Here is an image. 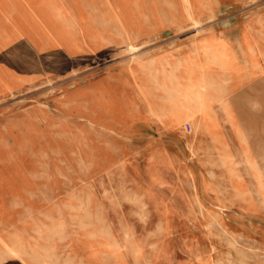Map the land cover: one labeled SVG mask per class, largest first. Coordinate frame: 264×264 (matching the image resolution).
<instances>
[{
  "label": "rangeland",
  "instance_id": "1",
  "mask_svg": "<svg viewBox=\"0 0 264 264\" xmlns=\"http://www.w3.org/2000/svg\"><path fill=\"white\" fill-rule=\"evenodd\" d=\"M88 1L0 0V165L10 156V165L58 171L66 197L48 208L45 219L37 213L4 232L0 251L23 246L38 264H264V112L242 110L237 120L258 165L255 172L243 163L240 144L229 151L231 170L215 163L216 152L193 141L196 159L175 118H152L149 110L156 128L140 123L142 134L126 142L93 130L78 117L79 105L84 111L87 101H68L66 107L67 93L89 76L101 77L106 66L133 60L130 49L141 57L157 46L126 44L135 39L125 40L124 32L129 38L134 31L117 28L125 19L119 10L134 24V0H105L110 11L105 30L100 21L88 22L93 12ZM151 1L143 0V7ZM219 10L215 22L224 28L255 22L254 42H261L264 0H225ZM190 27L164 33L158 43L182 37L196 42L202 31ZM103 41L112 45L93 44ZM176 79L187 96L193 79ZM249 98L261 101L263 95ZM122 106L103 109L104 130L123 119ZM35 107L44 109L42 119ZM107 113L113 115L111 124ZM150 139L171 142L183 157H168L166 163L174 165L168 168L160 163L162 156L152 163L144 151ZM205 183L222 189L207 190ZM10 262L25 264L17 257Z\"/></svg>",
  "mask_w": 264,
  "mask_h": 264
},
{
  "label": "crops",
  "instance_id": "2",
  "mask_svg": "<svg viewBox=\"0 0 264 264\" xmlns=\"http://www.w3.org/2000/svg\"><path fill=\"white\" fill-rule=\"evenodd\" d=\"M134 2V24L128 25L125 20L126 12L119 10V17L124 16L125 19L121 20L123 26L118 23L117 28L119 31L130 30L132 34L134 31V37L129 38L124 32L125 40L135 39L134 42L127 43L126 41V44L156 45L157 47L136 60L126 59L106 66L102 70L101 77L95 79L94 76H89L84 84L69 91L67 95L70 97L76 93L86 92L101 96L99 103L86 100L85 110L100 108L111 110L122 103H126L136 111L138 119L128 123L123 121L113 124L115 131L112 132L92 124L89 115L78 116L82 120L85 119L88 126L106 135L108 139L118 142H126L136 133L142 134L141 131H138L140 123L147 124L149 129L156 128L157 124L149 119L147 111L150 110V104L154 98L162 97L165 94L156 84L155 88L146 90L144 87L146 83L144 84V82L146 78L154 77L159 84V80L164 78V75L186 79L203 77L221 79L225 77L227 79L226 88L230 90V110L234 114V124L237 126L240 111L252 109L264 112V26L261 27L262 42L256 45L253 38V31L256 29L255 22H247L241 25L237 23L228 28H224L223 25L215 22L216 17L221 14L219 9L225 5V0H155V2L152 0L151 6L145 8L143 7V0H134ZM119 4H122L121 0H119ZM124 4H126L125 0ZM88 5L93 9L88 22L92 24L96 22L97 24L100 21L103 23V30L110 29V27L105 26V23L110 21V11H107L105 0H89ZM196 21L200 24L196 25ZM192 23L196 26L192 27ZM189 27L202 31L196 42L182 37L173 38L166 45L158 43L164 33L175 35L179 33L178 31ZM88 28L101 27L90 24ZM93 44L110 45L111 43L103 41L101 43L93 42ZM143 64H146V67H143ZM119 77L120 79H118ZM246 77H250L251 80L236 88L237 80ZM148 92L152 93V98L147 96ZM250 94L263 95L261 101L259 100L260 106L251 107L239 104L238 99L240 97L249 98ZM69 97L65 101L67 102L65 103L66 107L70 106ZM211 109L213 121L211 122L210 119L204 122L214 125L213 133L207 129L204 123L203 128L201 127L195 134H191L192 124L186 122L183 129L186 133L183 134L187 136L185 141L190 139L191 141L202 142L200 145H204V148L213 147V135H217L227 146L228 151H237L236 149L240 144L239 140L237 136L233 135L235 131L231 123L226 121L222 108L218 103H214L211 105ZM33 110L38 116L39 113H44V109L40 107H35ZM106 118L110 123L113 120V115L107 113ZM39 119L42 117L39 116ZM130 123L132 124L129 134L131 137L125 138L126 134L120 128L122 125L125 126ZM171 131L175 132L176 130L171 129ZM172 149L175 153L171 152ZM144 151L151 157L152 163L153 159L156 160L158 156L159 158L162 156L160 163L166 162V157L169 155L175 154L183 157L178 147L168 141L156 143L154 139H150ZM62 184L60 172L47 171L44 166L10 165V156H6L5 164L0 165V236H3L4 232L10 233V229L14 228L16 223L31 221L37 213L42 219H45L49 207L62 205L66 199ZM13 257H17L25 264H38L39 262L33 252L25 247L15 245L12 248L8 245L7 250L2 249L0 251V264H12L10 259Z\"/></svg>",
  "mask_w": 264,
  "mask_h": 264
},
{
  "label": "bare ground",
  "instance_id": "3",
  "mask_svg": "<svg viewBox=\"0 0 264 264\" xmlns=\"http://www.w3.org/2000/svg\"><path fill=\"white\" fill-rule=\"evenodd\" d=\"M258 16H259V14H258ZM195 24L196 25H199L200 23L198 21H196ZM247 29H249V28H247ZM122 43H123V41H122ZM130 50L133 52V56H134L133 57V60L138 59V57H135L136 54H134V51H133L135 49L132 48ZM145 65L146 64H143V67H146ZM118 79H120V77ZM226 80L227 79L225 77H222L221 79H214V78H210V77H203V78H200V79H193V84H192V88L190 89V93L187 96H183V95H181L182 90L179 87V85H181L182 83H181V81H177L176 77H171V76L164 75V78H162L161 80H159V84H158V80H156L154 77L153 78H151V77L146 78V80L144 82V84L146 83V85H144V87L148 91L151 90L152 88H155V84H156V86L157 85L160 86V89H162L164 91V94H165L164 96H162V98H159V100H158V98L156 99V98L153 97L154 98V101L150 104L151 105L150 106L151 108H150L149 111L151 113V117L152 118H157V119H160V120L162 118H165L166 119V118H172V117H174L175 118V124H177V126H178V130L182 131L183 133H185V131L183 130L185 123L186 122H190L192 124L191 134H195L196 131L199 128H201V127L203 128L204 127V123H205L204 121H206V120L208 121L210 119H211V122L213 121V114H212L213 111L211 109V105L214 104V103H218L220 105V107L222 108V111L224 112L225 116H226V121L229 122V123H231V125L233 127V130L235 131V134H236L238 140L240 141L241 152H242V154L244 156L243 157V163L251 171H254L255 172V171L258 170V165L255 162V160L252 158V156L250 155L249 149L247 148V145L246 144L248 142V138L246 137L245 133L242 132L238 128V126L234 124V119H235L234 118V114L230 110V107H231V101H230V97H229L230 96V90L226 88V83H227ZM249 80H251L250 77L238 79L237 80V86H236V88L239 87V86L244 85ZM126 85H127V83H126ZM126 85L124 84V86H126ZM131 90H132V88H131ZM132 92H133V90H132ZM147 96L152 98L153 95H152V93H149L148 92V95ZM160 99H161V101H160ZM85 100H87V101H93L95 103H99L101 101V96H96V95H94L92 93L81 92V93H76V94L72 95L69 98V102L70 101H72V102L73 101H75V102H82V101H85ZM167 100H173L176 105H174V106H168V107L165 106ZM238 102H239L240 105H246V106L248 105V106H251V107H258V106H260L259 100H257V99H253L252 100V99H249L246 96L240 97L238 99ZM159 103H163V105H159ZM185 104H188L189 105V109H186L185 108ZM39 106H41V105H39ZM79 106H78L79 107L78 108V114L80 116H81L82 113H86V115H89V117L91 118V123L92 124H95V125H98L99 127H101L100 126V120H102V112H103V109L102 108H100V109H93V110H84L83 111V109H81V105H79ZM48 107L50 108V106H48ZM122 107H123V109H122L123 119H125L126 121H127V119H130V120H134L135 121V119L138 118L137 117L138 115L136 114V111L133 110L128 104L124 103V106H122ZM165 108H168V109L166 110ZM52 110H54V109H52ZM28 111H29V109H28ZM39 116H42V115L39 114ZM148 117H149V115H148ZM151 117H149V119ZM10 119H12V118H10ZM123 119L121 121L118 120L116 123L123 122ZM116 120H117V118H116ZM126 121H125V123H127ZM0 123H1V121H0ZM103 125H104V123H103ZM205 126L207 127V129L209 131H212V133H213L214 125L206 124L205 123ZM101 128H103V127H101ZM103 129H105V128H103ZM120 129H121L122 132H124L126 134L125 138L126 137H128V138L131 137V136H129V134L131 132V126L130 125H125V126L122 125V127ZM109 131H112V132L115 131V128L113 127V124L109 127ZM187 140H188V144H189V147H190L193 155L197 159V156H198V152L197 151H198L199 148L197 147L196 144H193V141H191L190 139H187ZM6 144H7V142H6ZM213 151L216 152L218 154V156H219V159L215 163H217V164L219 163L221 166H225L226 168H229L230 170L233 169V167H234L233 161L231 160V155H230V153H229V151L227 149V146L223 143V141L217 135H213V147L212 146H208L207 147V152L209 154H211L210 152H213ZM171 156L174 159H176V157H178L181 160V157L178 156V155H171ZM171 156L170 155L167 156L166 159L168 157H171ZM198 162L200 163L201 161L199 160ZM213 164H214V162H213ZM162 165H163V167H167V168L170 167V166H174L173 164H168L166 162H164V164L162 163ZM82 168H84V167H82ZM43 171H45V170H43ZM190 171L193 173V175H196L195 172L191 168H190ZM205 187H206L207 190L210 189V188H213L215 190H221L222 189L221 186L216 185L214 183L213 184L205 183ZM234 188L237 189L235 186H234ZM196 190L198 191V188L197 187H196ZM195 205H197V204H195ZM231 241H233V240L231 239ZM239 242H240V240H239ZM249 258H251V257H249ZM56 261H58V260H56Z\"/></svg>",
  "mask_w": 264,
  "mask_h": 264
}]
</instances>
